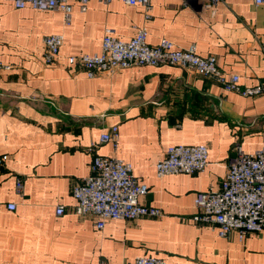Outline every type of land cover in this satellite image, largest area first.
I'll list each match as a JSON object with an SVG mask.
<instances>
[{
    "label": "crops",
    "instance_id": "1",
    "mask_svg": "<svg viewBox=\"0 0 264 264\" xmlns=\"http://www.w3.org/2000/svg\"><path fill=\"white\" fill-rule=\"evenodd\" d=\"M146 12L91 0L84 12L73 3L66 24L59 10L0 0V60L10 66L0 70V154L10 155L0 170V264H133L139 255L170 264H264V231L221 237L193 219L197 194L220 188L235 146L252 153L264 145V96L226 91L180 65H132L89 77L68 60L100 53L107 28L129 40L146 27L150 45L163 38L179 48L195 45L239 74L242 87L256 85L264 82V3L152 0ZM56 33L64 42L47 63L43 40ZM113 125L117 145L99 143ZM176 144L208 145L205 171L159 177L157 162ZM97 154L131 163L149 189L141 202L163 215L111 219L99 229L94 216L78 214L72 191Z\"/></svg>",
    "mask_w": 264,
    "mask_h": 264
},
{
    "label": "built area",
    "instance_id": "2",
    "mask_svg": "<svg viewBox=\"0 0 264 264\" xmlns=\"http://www.w3.org/2000/svg\"><path fill=\"white\" fill-rule=\"evenodd\" d=\"M11 2L16 8L30 7L39 11L59 10L66 24H70L73 3L81 11H86L91 0H3ZM108 4L121 1L128 5H142L146 16L150 14L152 0H99ZM263 4L264 0H254ZM148 30L142 27L137 34L124 40L107 28L102 41V50L95 54L71 55V65L83 67L89 77L97 72L115 73L132 65L158 66L169 63L180 65L207 77L215 79L226 91L237 92L243 96H264V82L242 87L241 77L236 73L222 70L215 55L202 56L195 45L179 48L174 42L163 38L157 45L148 43ZM47 63L55 61L64 42L62 34L44 37ZM10 66L0 60V70ZM119 137V126L113 125L102 133L99 143L112 142L115 146ZM96 146V145H95ZM94 146V148H95ZM235 155L231 159L228 171L216 190L199 192L195 198L198 213L193 216L197 222L214 226L221 237L237 233L241 240L252 233L264 231V145L252 153H247L241 145L235 146ZM209 147L206 144H176L168 147L166 155L156 164L159 177L178 173H202L209 164ZM10 159L7 153L0 154V170ZM90 174L74 186L73 195L77 200L76 212L92 215L96 225L103 229L108 220H133L141 217H161L163 211L141 202L149 189L133 175L131 163L118 157L95 155L91 163ZM23 179L17 178L16 191L23 193ZM11 210L14 202L7 204ZM65 212V206L59 205L57 215ZM133 264H170L167 260L153 255H139Z\"/></svg>",
    "mask_w": 264,
    "mask_h": 264
}]
</instances>
